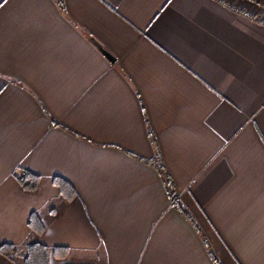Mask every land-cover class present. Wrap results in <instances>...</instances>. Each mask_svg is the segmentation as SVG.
I'll return each mask as SVG.
<instances>
[{
    "label": "crops",
    "instance_id": "crops-1",
    "mask_svg": "<svg viewBox=\"0 0 264 264\" xmlns=\"http://www.w3.org/2000/svg\"><path fill=\"white\" fill-rule=\"evenodd\" d=\"M62 5L0 0V245L19 252L0 264L35 242L105 264H214L127 154L153 155L148 127L220 261L264 264V22L232 9L264 21V0Z\"/></svg>",
    "mask_w": 264,
    "mask_h": 264
},
{
    "label": "trees",
    "instance_id": "trees-1",
    "mask_svg": "<svg viewBox=\"0 0 264 264\" xmlns=\"http://www.w3.org/2000/svg\"><path fill=\"white\" fill-rule=\"evenodd\" d=\"M56 1L57 4L62 8V0ZM99 48L106 56L113 59V57L108 52H106L101 47ZM147 135L154 147V153L150 158H142L130 152H127V154L135 158L137 161L147 166H150L156 170V172L161 177L164 189L169 197L171 206L174 207L177 212L191 224L195 232L201 238V241L211 261L214 264H223L212 249L205 233L203 232V229L200 227L192 213L179 199V196L175 190L173 179L162 161L157 142L149 127L147 128ZM18 181L23 189L33 190L38 185L39 176L34 175L29 171L23 170L21 171L20 176H18ZM53 184L57 187L61 199L70 201L74 197H76L77 194L75 189L66 180L59 177H54ZM73 252L74 251L72 249L64 246L49 247L37 242L30 243L24 247V250L21 253L22 256L19 261V264H61L62 261L67 260L68 263L65 264H105V259L102 258L101 252H99L98 250L94 252H81V254L86 256V258L82 260L75 259L72 255ZM0 253L10 259H14L15 257H17V255H19L18 248L8 243H3L0 245ZM91 254L93 256H91Z\"/></svg>",
    "mask_w": 264,
    "mask_h": 264
},
{
    "label": "built area",
    "instance_id": "built-area-1",
    "mask_svg": "<svg viewBox=\"0 0 264 264\" xmlns=\"http://www.w3.org/2000/svg\"><path fill=\"white\" fill-rule=\"evenodd\" d=\"M224 3V2H223ZM225 5H226V3H224ZM232 9L235 11V12H238V13H241L243 16H245V17H248V18H250L251 20H256V21H258V22H264V21H262V20H257V19H255V17L249 12V11H246V10H242L241 8H239V7H232ZM18 176H20V172H17L16 173Z\"/></svg>",
    "mask_w": 264,
    "mask_h": 264
},
{
    "label": "rangeland",
    "instance_id": "rangeland-1",
    "mask_svg": "<svg viewBox=\"0 0 264 264\" xmlns=\"http://www.w3.org/2000/svg\"><path fill=\"white\" fill-rule=\"evenodd\" d=\"M65 263H68V260L67 261H62L61 264H65Z\"/></svg>",
    "mask_w": 264,
    "mask_h": 264
},
{
    "label": "water",
    "instance_id": "water-1",
    "mask_svg": "<svg viewBox=\"0 0 264 264\" xmlns=\"http://www.w3.org/2000/svg\"><path fill=\"white\" fill-rule=\"evenodd\" d=\"M108 57V56H107ZM109 58V57H108ZM109 59H111V58H109ZM111 60H113V59H111Z\"/></svg>",
    "mask_w": 264,
    "mask_h": 264
}]
</instances>
